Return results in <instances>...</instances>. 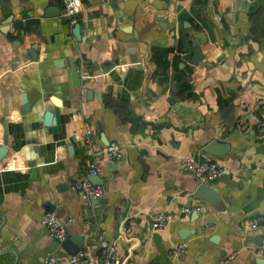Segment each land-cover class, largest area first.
<instances>
[{
	"label": "crops",
	"instance_id": "obj_1",
	"mask_svg": "<svg viewBox=\"0 0 264 264\" xmlns=\"http://www.w3.org/2000/svg\"><path fill=\"white\" fill-rule=\"evenodd\" d=\"M81 2L68 20L64 0H0V147L9 150L0 161V264L71 252L100 264V237L129 264L264 259V224L249 226L264 217V0ZM215 141L224 155L204 152ZM112 143L118 158L98 155ZM192 155L219 165L206 182L219 209L194 197L204 181L183 170ZM96 161L105 197L86 205L74 185ZM47 213L82 246L54 240ZM160 213L173 220L154 229Z\"/></svg>",
	"mask_w": 264,
	"mask_h": 264
},
{
	"label": "built area",
	"instance_id": "obj_2",
	"mask_svg": "<svg viewBox=\"0 0 264 264\" xmlns=\"http://www.w3.org/2000/svg\"><path fill=\"white\" fill-rule=\"evenodd\" d=\"M187 2L191 0H186ZM85 10V4L81 0H64V12L63 17L72 20L77 15ZM261 131L264 132V122L260 125ZM86 143L93 145L94 137L92 130L87 129L85 131ZM121 154V148L119 145L112 143L108 145L104 150L100 151L98 155L103 156L106 159L118 158ZM16 160L10 166H6L5 169L15 168ZM183 170L189 172L200 180L215 181L220 176L219 165L210 158H201L199 155H192L185 157L182 161ZM99 163L96 161L92 164L90 169L85 172L83 177L76 182L74 189L81 195L86 205H91L94 200H101L105 197V191L101 185L92 182V178L96 177L100 173ZM189 212V209L185 210ZM173 220V216L168 213L158 214L152 221V228L158 229ZM42 223L47 227L50 236L59 243H64L69 236L67 226L61 219L54 213H47L42 217ZM264 224V217H257L249 222L251 228L258 227ZM99 245L105 250L102 262L100 264H129L123 261L117 253V248L113 243L108 242L104 237H100ZM187 247L186 243H182L175 251L176 255L182 256ZM233 256H229L219 264H230ZM45 264H94L85 253L80 252L75 255H70L66 258H62L58 254L50 255Z\"/></svg>",
	"mask_w": 264,
	"mask_h": 264
},
{
	"label": "water",
	"instance_id": "obj_3",
	"mask_svg": "<svg viewBox=\"0 0 264 264\" xmlns=\"http://www.w3.org/2000/svg\"><path fill=\"white\" fill-rule=\"evenodd\" d=\"M54 13L56 12V10H52ZM60 12V11H58ZM59 14V13H58ZM92 17L89 18V21L87 23V27H92ZM10 22H8L9 24ZM83 26H86L85 25H77L75 27V33H77L78 31H80ZM30 53L32 55V58L34 60H36L38 57H37V52L34 50V49H30ZM196 56L198 58V60H201L202 58V55H201V50H200V47H197L196 48ZM40 117V115H39ZM43 125L45 128H51L54 124H55V120H54V114L51 113V112H45L43 114ZM224 145L218 143V142H211L210 144H208L205 149H204V152L211 155V156H222L224 155ZM9 150L6 146H1L0 147V161H2L8 154ZM31 167L33 168L34 170V167H35V163H31ZM34 173V172H33ZM92 182L95 183V184H102L100 179H98V177H93L92 178ZM194 197L196 199H200V200H204L208 203H210L212 206L216 207L217 209H219L220 207V204L222 203L221 200H220V196H219V193H218V190L215 189V188H211L207 185L206 182H203L201 183L198 188L196 189L195 193H194ZM99 201L100 200H94L92 203L93 205H98L99 204ZM71 241H74L75 243H77L79 246H82L81 244V241L80 240H77V239H72L70 238L68 241L66 240L65 241V246H69V243ZM78 252H71V255H75L77 254ZM256 264H264V259H257L255 261Z\"/></svg>",
	"mask_w": 264,
	"mask_h": 264
}]
</instances>
